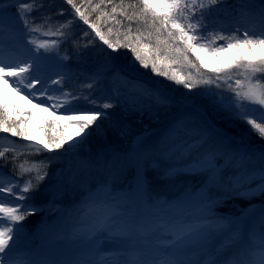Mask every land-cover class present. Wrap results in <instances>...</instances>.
I'll return each mask as SVG.
<instances>
[{"label":"snow or ice","instance_id":"1","mask_svg":"<svg viewBox=\"0 0 264 264\" xmlns=\"http://www.w3.org/2000/svg\"><path fill=\"white\" fill-rule=\"evenodd\" d=\"M64 3L71 12H56L64 21L49 15L36 23L32 13L52 9L54 0H0V134L18 138L0 136L7 141L0 145V264H264V204L239 216L217 211L234 198L264 197V146L218 126L247 125L264 140V111L251 115L257 109L249 107L264 110V0ZM76 20L87 26L84 48L104 46L83 84L88 94L63 90L70 57L61 47L79 45L67 31ZM200 53L226 62L210 66ZM49 70H58L56 78H45ZM147 73L161 79H144ZM172 84L187 91L177 94ZM9 91L53 117L39 121L42 138L29 132L35 113L10 106ZM134 114L161 121L162 134L79 158L89 138L108 128L128 135L123 118ZM66 160L67 168L59 166ZM149 170L163 173L174 198L154 193ZM129 176L131 191H118ZM191 177L197 183L177 186ZM45 181L51 199L38 206L33 194ZM37 212L47 215L31 233L23 222ZM256 222L262 230L246 237Z\"/></svg>","mask_w":264,"mask_h":264},{"label":"trees","instance_id":"2","mask_svg":"<svg viewBox=\"0 0 264 264\" xmlns=\"http://www.w3.org/2000/svg\"><path fill=\"white\" fill-rule=\"evenodd\" d=\"M79 2V0H78ZM7 6V5H6ZM9 11L13 14L16 13V10L18 8V4L13 2L12 5L8 6ZM67 9V13L71 12V9L68 5L64 3V0H54V7L52 9H41L39 12H33L32 15L36 17V23L43 22L44 18L51 15L53 20H60L64 21L66 17H61L56 15V12L61 9ZM7 24V19H6ZM87 26L83 25L80 21L76 20L71 29H68L67 31H70L73 36L80 40V37L82 36V30L86 29ZM90 31V30H89ZM8 39L7 34L5 35V40ZM83 40H80L78 46H73L72 42L69 41L62 45L61 47V55L67 54L70 59L66 61V63L69 65V68L67 69V74L70 77V79H66L63 85V90L73 91L74 93H79L80 91H83L85 94H88V89L83 88V84L87 81V76L94 70L95 65L98 62H102L104 58V52L99 51L100 49H103L104 46L97 40L96 41V47L95 48H84L83 47ZM122 59L127 61L128 59H131V53H123ZM58 70H49L45 74V78H52L54 75H56V72ZM141 73H144L145 70L141 69ZM151 78L153 80L159 81L161 78L151 76L150 73H147L144 76V79ZM163 83L168 84V81H163ZM57 86H53V89H56ZM171 88L174 90L175 93H183L187 90L183 89L181 86H177L175 84L171 85ZM196 92H199L200 89H196ZM54 94H59V90L54 92ZM93 97H99L101 95L99 90H96L92 93ZM79 106L81 107H88V108H95L94 105H86L83 100L78 102ZM11 106V105H10ZM102 110V109H100ZM63 111V109H61ZM113 113H117L119 111L118 108H114L109 110ZM251 115H259L257 111L250 113ZM15 118V117H13ZM47 119L51 120L52 118L47 117ZM123 122L129 125V133L128 135L121 137L116 132H114L111 128H108L106 131V135L100 136V135H94L89 138L88 143L83 145L81 149L78 152V156L80 159H95V157L103 150L106 149H115L117 151H122L124 149L129 148L132 145V142L134 140V137L137 135H140L142 133L147 132L149 134V138L157 137L158 135L162 134L164 130V125L161 121H158L156 119H148L147 115H145L143 118H140L138 114L126 116L123 118ZM219 127H222L226 132H228L230 135L235 136L238 140L242 139L244 143H247L251 145L254 148H261L264 146V140H261L259 136L255 132H249L248 128L249 126L239 124V125H229L227 123H224L223 121L218 123ZM45 135V133H44ZM0 136H7L9 139L17 140L16 137H11L10 134H0ZM7 143L6 140L0 139V145H5ZM20 144H26L25 141H20ZM50 155H55V153H51ZM23 159V157L21 158ZM29 160H38L39 157L35 156H29ZM223 163V161H221ZM62 167H68V161H64L61 165ZM73 168L75 167V160L72 161ZM57 167V165H52L49 167V173L51 174L53 171V168ZM3 173L7 174V176H12V170L10 165H6L3 169ZM148 175L150 178H154L153 182V189L154 193H160L164 198H174L175 197V190H170L169 185L170 182L167 179H162V172H156L153 170L148 171ZM96 179H99L97 177ZM197 179L195 177L181 179L177 182V186L189 183V184H195L197 183ZM132 183L131 177L129 176L126 180L122 179L117 182L116 188L118 191H131L129 188V185ZM47 181H45L44 184H41L40 191L34 193V203L38 206L45 205L50 199L51 195L50 193H47L45 191ZM19 203V202H15ZM264 204V197L257 196L251 200L249 199H241V198H234L232 200H228L225 202L223 206L218 208V212L224 215H232V216H239L244 210L249 208L252 205H255L256 207H259L260 205ZM47 215L46 212H37L36 215L29 216L27 219L23 222L28 226V230L31 233L36 232L38 229L41 221L45 218ZM248 232L252 230L253 228L257 233H259L262 229L258 222L255 224H250L247 226ZM247 237V235H246Z\"/></svg>","mask_w":264,"mask_h":264},{"label":"rangeland","instance_id":"3","mask_svg":"<svg viewBox=\"0 0 264 264\" xmlns=\"http://www.w3.org/2000/svg\"><path fill=\"white\" fill-rule=\"evenodd\" d=\"M220 43H223V42L221 41ZM200 55L203 58V60L205 61V63L209 64L210 66H221L222 64H224L226 62L224 59H217V58L212 57V56H210L208 54H205V53H200ZM52 78H56V75H54ZM6 96L8 98L9 105L17 107V108H20V109H24L26 111H33L35 113V119L31 120V123L29 125V132H30V135L32 137H34V138H37V139L42 138L44 136V132L38 130L39 121L41 119H47V117L53 119V117L49 116V114L47 112H40V111H37V110H33L31 108L30 104L26 103L24 100H21L19 98V96L14 95L11 91L7 92ZM249 107L250 108H256L258 113H259V111H264V110H260L259 106L250 105ZM5 200L6 201H11V198L10 197H5ZM247 233H248V227L246 226V228H245V236L247 235ZM220 242L221 241H218L217 245ZM225 255L226 256H231L232 255V250H229L228 252H226Z\"/></svg>","mask_w":264,"mask_h":264}]
</instances>
